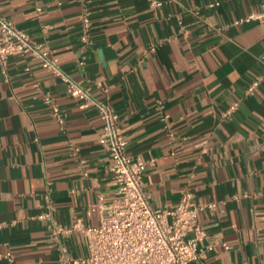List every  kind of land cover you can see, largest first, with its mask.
<instances>
[{
  "label": "crops",
  "instance_id": "0c3cea01",
  "mask_svg": "<svg viewBox=\"0 0 264 264\" xmlns=\"http://www.w3.org/2000/svg\"><path fill=\"white\" fill-rule=\"evenodd\" d=\"M158 1L87 0L89 43L80 0H0V16L110 103L156 211L184 190L202 206L206 236L188 264H264V24L234 23L264 0ZM82 102L28 55L0 64V264L88 255L81 228L99 224L116 183L102 122Z\"/></svg>",
  "mask_w": 264,
  "mask_h": 264
},
{
  "label": "built area",
  "instance_id": "2783aa9c",
  "mask_svg": "<svg viewBox=\"0 0 264 264\" xmlns=\"http://www.w3.org/2000/svg\"><path fill=\"white\" fill-rule=\"evenodd\" d=\"M80 4V40L89 43L90 11L87 0H80ZM151 4L157 6L161 2L151 0ZM252 21L264 24V12H252L236 19L234 23ZM14 54L30 56L43 69L64 80L68 93L80 96L83 99L82 107L93 106L102 122L98 141L108 152L110 169L116 183V195L107 204L98 203V225L81 228L87 240L88 255L85 258H66V264H188L196 260L198 244L203 241L206 233L198 222L202 206L193 203L192 194L184 190L176 207L156 211L143 188L144 162L133 161L128 156L127 140L122 133L119 116L110 103L94 98L88 88L72 81L59 67L56 58L41 43L34 41L12 21L0 16L2 67ZM251 90L252 87L248 88L249 92ZM45 101L50 105L52 115L61 122L56 104L51 103L48 95L45 96ZM234 108L235 105L230 106L226 114ZM38 217L51 219V213L46 212ZM68 231L69 229L61 226H52L54 236ZM224 247L227 248L225 244Z\"/></svg>",
  "mask_w": 264,
  "mask_h": 264
}]
</instances>
